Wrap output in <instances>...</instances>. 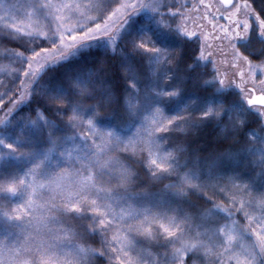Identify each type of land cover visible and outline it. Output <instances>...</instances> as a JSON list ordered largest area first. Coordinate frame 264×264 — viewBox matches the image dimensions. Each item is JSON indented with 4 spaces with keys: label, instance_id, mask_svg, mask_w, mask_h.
<instances>
[{
    "label": "snow or ice",
    "instance_id": "6c2138e0",
    "mask_svg": "<svg viewBox=\"0 0 264 264\" xmlns=\"http://www.w3.org/2000/svg\"><path fill=\"white\" fill-rule=\"evenodd\" d=\"M0 60V264H264V0H0Z\"/></svg>",
    "mask_w": 264,
    "mask_h": 264
},
{
    "label": "trees",
    "instance_id": "16d2710c",
    "mask_svg": "<svg viewBox=\"0 0 264 264\" xmlns=\"http://www.w3.org/2000/svg\"><path fill=\"white\" fill-rule=\"evenodd\" d=\"M149 26H145L144 28L134 27L130 31L123 33L122 35L127 39L130 38L131 35H135L140 29H146ZM42 44L46 45V42L42 41ZM124 41H121V47H123ZM174 46V45H173ZM101 60L106 61L113 68L116 67V64L113 62L114 60H119V49H117V56L114 58L109 50L100 47V46H92L81 50L76 55L71 56L69 59L65 61H61L55 66H50L46 69L43 82L51 85L55 79H65L68 76H74L77 74H83L86 70L96 64H98ZM5 75L0 76V81H5ZM37 90H39V84L37 85ZM0 91H3V88H0ZM18 112H27L28 105L23 104L17 110ZM170 111L174 112L175 109H170ZM113 120L112 118H104L101 121ZM201 139H205V137H201Z\"/></svg>",
    "mask_w": 264,
    "mask_h": 264
},
{
    "label": "rangeland",
    "instance_id": "374dc122",
    "mask_svg": "<svg viewBox=\"0 0 264 264\" xmlns=\"http://www.w3.org/2000/svg\"><path fill=\"white\" fill-rule=\"evenodd\" d=\"M82 2L87 3L88 0H82ZM189 2L191 3V0H189ZM5 3H9L10 4L11 3V0H5ZM221 22H223V21H221ZM149 23L150 22H149V19H148L147 16H145L143 13L137 14L136 16H133V17H131L129 19L128 24L125 26V29H124V32L123 33H126L128 31H130L135 26L136 27H139V28H144ZM92 46H100V47H102V48L105 49V44L102 41L92 42L89 47H92ZM89 47H87V48H89ZM84 49H86V48H84ZM84 49H82V50H84ZM0 64H8V61H6V60H0ZM1 75H5V74L4 73H0V76ZM84 115H85V119H87L88 116L91 115V112L86 111L84 113ZM113 124H114V120L98 121V127H102V128H110V127H112ZM128 134H130V132ZM0 236H2V233H0Z\"/></svg>",
    "mask_w": 264,
    "mask_h": 264
}]
</instances>
